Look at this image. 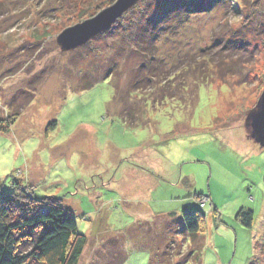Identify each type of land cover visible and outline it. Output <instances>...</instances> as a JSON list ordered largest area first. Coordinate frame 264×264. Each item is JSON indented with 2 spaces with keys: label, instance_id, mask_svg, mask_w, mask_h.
<instances>
[{
  "label": "rangeland",
  "instance_id": "obj_1",
  "mask_svg": "<svg viewBox=\"0 0 264 264\" xmlns=\"http://www.w3.org/2000/svg\"><path fill=\"white\" fill-rule=\"evenodd\" d=\"M104 1L0 0V124L21 112L0 131V187L17 180L60 200L87 237L78 264H150L145 248L163 251L166 236L187 253L180 216L190 208L205 216L203 264H264V148L245 127L264 92V0H206L204 12L174 17L158 42L168 70L236 32L249 47L222 56L244 62L243 75L217 71L199 88L187 77L191 94L163 106L147 103L148 90L130 94L140 58L124 41L162 0L139 2L74 51L58 45ZM124 110L141 113V126ZM242 209L253 229L237 220Z\"/></svg>",
  "mask_w": 264,
  "mask_h": 264
},
{
  "label": "trees",
  "instance_id": "obj_2",
  "mask_svg": "<svg viewBox=\"0 0 264 264\" xmlns=\"http://www.w3.org/2000/svg\"><path fill=\"white\" fill-rule=\"evenodd\" d=\"M116 1L106 0L96 4L95 15ZM206 5V0H200L199 3L197 0H162L158 9L147 16L146 24L142 22L130 36L124 38L126 43L134 47V56L140 58L130 94L148 90V97L152 99L148 98L147 103L163 106L175 101L178 104L181 103L180 97L191 94L190 86H186L187 77L193 76L194 85L199 88L201 85L212 84L217 71L223 79H228L227 74L234 71L239 73L236 74L238 76L243 75L246 66L244 62L236 61L229 66L227 64L232 60L222 59L224 52H233L234 57L247 54L249 46L244 44L247 35L238 32L228 40L222 38L227 42L225 45L219 38L201 54L181 59L179 67H174V70L164 66L158 42L174 30V17L182 16V10L185 17L192 13H202ZM189 59L192 61L188 64L186 60ZM20 115L19 110L11 112L7 124H0V131L10 132ZM141 116V113L135 114L133 111L126 113L124 110L120 113V117L133 127L141 126ZM55 126L53 124L47 131L55 130ZM194 199L203 207V196H195ZM165 217L170 220L175 215ZM180 219L190 250L183 254L175 252L179 241L166 236L163 251L153 246L145 248L151 254L150 264H203L204 214L197 209H184ZM237 220H241L244 227L253 229L252 211L242 209ZM86 241L87 237L78 230L76 218L61 206L60 200L38 199L17 180H14L8 191L0 187V264H78Z\"/></svg>",
  "mask_w": 264,
  "mask_h": 264
},
{
  "label": "water",
  "instance_id": "obj_3",
  "mask_svg": "<svg viewBox=\"0 0 264 264\" xmlns=\"http://www.w3.org/2000/svg\"><path fill=\"white\" fill-rule=\"evenodd\" d=\"M141 1L143 0H117L97 16L65 30L58 38V45L65 52L85 46L110 30L125 13ZM245 127L249 138L264 148V92L256 107L248 114Z\"/></svg>",
  "mask_w": 264,
  "mask_h": 264
},
{
  "label": "built area",
  "instance_id": "obj_4",
  "mask_svg": "<svg viewBox=\"0 0 264 264\" xmlns=\"http://www.w3.org/2000/svg\"><path fill=\"white\" fill-rule=\"evenodd\" d=\"M202 205H203V207H205L206 203L202 201Z\"/></svg>",
  "mask_w": 264,
  "mask_h": 264
}]
</instances>
